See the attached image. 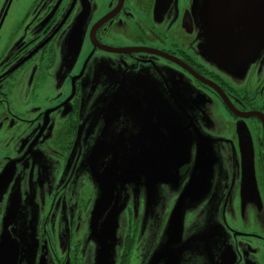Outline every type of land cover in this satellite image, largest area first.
<instances>
[{
	"label": "flooded vegetation",
	"instance_id": "af4514ba",
	"mask_svg": "<svg viewBox=\"0 0 264 264\" xmlns=\"http://www.w3.org/2000/svg\"><path fill=\"white\" fill-rule=\"evenodd\" d=\"M262 5L32 0L21 16L0 5V235L13 194L18 212L9 231L24 243L15 264H110L99 250L103 215L92 211L116 152L132 164L127 173L146 172L125 184L130 198L115 227L122 236L114 264L153 260L166 219L191 184L202 190L184 208L182 229L196 235L159 253L157 264H264V23L254 21ZM219 24L226 28L215 37ZM197 26L214 47L215 39L239 37L263 47L242 57L238 43H228L211 59L240 57L249 60L246 69L208 68L197 59ZM180 79L187 85L175 84ZM181 87L207 91L227 111L223 135L235 163L226 179L207 170L196 141L187 160L175 158V146L167 172L147 171L164 165L159 138L180 137V118L165 126L163 108L171 103L165 93ZM134 234L147 238L135 245Z\"/></svg>",
	"mask_w": 264,
	"mask_h": 264
},
{
	"label": "water",
	"instance_id": "95a60500",
	"mask_svg": "<svg viewBox=\"0 0 264 264\" xmlns=\"http://www.w3.org/2000/svg\"><path fill=\"white\" fill-rule=\"evenodd\" d=\"M211 62L216 67L224 71H230L236 68L235 66H233L232 59H211ZM248 62L249 60H245L243 64H247ZM184 67L186 66L184 65ZM179 82L180 83L175 82V84L183 85V87L184 85H187L181 79L179 80ZM211 85H213L214 89L219 93V95L223 99V94L219 90V88L216 87V85H214L213 83H211ZM183 87L180 88L181 91L179 93L177 92V95L180 97V99H177L176 94L173 92L165 93L170 96L171 103L169 105H165L163 108L166 114L164 120L165 126H171L172 122H175L180 118L178 124L179 126L177 127L181 131L180 137L178 139H175L171 135L168 138H159V140L162 142L161 158L163 159L164 165L161 164L159 166H153L152 164H150L147 170L149 174L151 172H156V169L159 172L163 170L167 172V163L169 161H173L174 159V149H167V147L170 145V143H172V141H174V145L179 150L177 151L175 158L180 155L186 160L188 158V150L190 145H192L193 142L196 141L195 134L192 129L193 125L191 124V119L188 114V111L191 110L192 107L189 105V100L186 98L185 95L187 92V88ZM173 95L176 101L172 100ZM177 101H180V104ZM183 102H185V104ZM149 124L151 126H160L161 120L159 119L157 121H153L150 118ZM241 149L243 150V146H241ZM104 158V153H102V159ZM108 160L109 157L106 158V162ZM120 161H123V163L119 164ZM135 161H139V159H136ZM131 165V163H127L126 157L119 156V154L116 152L111 158V160L108 162V166L111 168V171H109L110 168L107 169V171L105 172L102 171L101 184L99 185L100 195L96 199L95 206L92 211V213L96 215L99 214L100 217L101 215H103V222H101L102 229L99 231L100 233L115 232L116 218L119 215V211L122 210L121 208L123 205L122 184L126 188V183L139 181L141 179V175L146 172V170L140 169L127 173L125 171V168H128ZM119 169L124 172L123 183L119 182L116 174ZM191 185L181 193L177 203L171 209L169 220L166 225V235L164 241L161 243V247L159 248L161 256L166 254L167 251L170 250V248H175V246L178 245L179 233L182 229L184 208L186 206H193L201 195L200 191L202 189L200 187H197L195 189L193 188L194 186L192 185L193 187H191ZM148 191L150 192V194H154L152 188L149 187ZM125 202L126 199L124 200V204ZM7 208L8 209L3 217L2 233L0 235V264H15L18 260L20 251L22 250V246L24 243L22 242V240H18L16 237L12 236L11 232L9 231V226L15 220L16 214L18 212V203L16 202V199L13 194H10ZM154 254L155 256L153 260H151V263L157 264V262L159 261L157 251Z\"/></svg>",
	"mask_w": 264,
	"mask_h": 264
},
{
	"label": "rangeland",
	"instance_id": "374dc122",
	"mask_svg": "<svg viewBox=\"0 0 264 264\" xmlns=\"http://www.w3.org/2000/svg\"><path fill=\"white\" fill-rule=\"evenodd\" d=\"M32 0H0V5H8L9 11H13L14 14L21 16L24 9L30 5ZM256 8H258V4L255 5L251 9L253 12ZM255 20L258 23H264V5L261 6L260 11L254 12ZM213 18L215 16L213 15ZM219 19V16H217ZM245 23L250 22V16L248 15L243 19ZM228 26V25H227ZM226 28L225 25H214L213 26V34L216 37L217 35L222 36V33L224 32ZM204 28H200L199 26L196 27L195 33L198 36V41L196 43V49H197V59L201 61L204 66L208 68L213 67V63L211 62L212 57H216L220 55L223 51V48L228 43H238L236 45V54L237 56L241 55L246 56L248 52L250 51L252 45H247L243 38H231L230 40L226 41L225 43H220L221 40L226 39H215L216 44H212L210 40H208V37L203 33ZM224 35V34H223ZM223 41V42H224ZM236 41V42H235ZM263 47V44H259V46L252 47V54L258 55L260 54V50ZM245 59L237 58L233 60V66L240 67L241 70H245L247 64H243ZM174 93L177 96V92L174 91ZM186 98L193 103L192 109L188 111L189 117L191 119V124L193 132L195 134V140H196V151L197 154L201 156L203 163L206 165L207 170H209L211 167L213 169V173H217L220 175L221 179H226V175L229 174V170L231 166L235 163V157H230L231 154V146L230 142L227 137H225L223 134V128L222 123H224L225 117L227 115V111L223 108L222 105L214 104L213 100L208 97L211 96L207 93V91H202L199 88H193L192 90H188L186 92ZM172 100L176 101L175 98L172 96ZM206 132V133H205ZM173 139V138H171ZM174 141L170 143V145L167 147V149H175ZM123 163V161H120L119 164ZM117 177L119 182L123 183L124 181V172L120 169L117 171ZM223 181V180H222ZM4 191V190H3ZM122 195H123V205L122 210L119 211V216L116 218V222L118 223L120 214H122L125 211L126 205L124 204V200L128 197L127 189L122 184ZM169 218L166 219L163 232L160 237V242L156 245L153 254L156 253L157 255L160 253L159 248L161 247V240L166 235V225L168 223ZM140 230V229H139ZM140 233L141 230L139 231ZM208 234V231H202L200 233L201 236L205 237ZM195 233H191L190 235L184 237V229L180 230L179 233V242L178 244H183L187 237H190V240L193 236H195ZM122 236V233L120 231V228H116L115 232L112 233H100L99 235V245H100V253L103 257V261L110 262V264H114L115 262V255L116 253L120 251L118 248V237ZM134 238H136L135 245L140 246V244L144 243L147 235L142 236L139 234H134ZM209 243V240H208ZM117 244V247H116ZM192 247H196L197 245L194 243H188ZM211 245V242H210ZM116 247V248H115ZM163 251V250H162ZM181 258H183V255H181ZM138 260H132V263L137 262ZM131 263V264H132ZM148 264H153L151 262H148Z\"/></svg>",
	"mask_w": 264,
	"mask_h": 264
}]
</instances>
